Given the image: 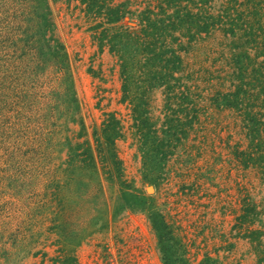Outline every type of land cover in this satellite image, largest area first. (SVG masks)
Returning <instances> with one entry per match:
<instances>
[{"label":"rangeland","instance_id":"374dc122","mask_svg":"<svg viewBox=\"0 0 264 264\" xmlns=\"http://www.w3.org/2000/svg\"><path fill=\"white\" fill-rule=\"evenodd\" d=\"M123 1L130 14L158 10L155 0H105ZM210 2L216 13L224 0ZM105 20L85 0H0V264H165L150 206L190 264H262L264 175L259 160L236 155L248 149L242 113L213 100L234 89L230 44L241 40L221 29L180 38L184 48L168 38L183 61L179 84L153 87L138 131L118 56L96 40ZM258 59L264 66V51ZM253 110L264 127V109ZM106 112L123 125L121 175L107 172V148L94 141ZM77 144L91 146L93 162L83 164Z\"/></svg>","mask_w":264,"mask_h":264},{"label":"trees","instance_id":"16d2710c","mask_svg":"<svg viewBox=\"0 0 264 264\" xmlns=\"http://www.w3.org/2000/svg\"><path fill=\"white\" fill-rule=\"evenodd\" d=\"M86 1L88 10L105 14L104 24L107 26L96 24L93 27L97 29L103 26L96 30V40L101 47L107 44L109 50L118 56L121 100L132 105L138 131L142 129L140 124L147 119L145 114L148 112L149 94L153 87L165 85V89L173 91L179 84L180 76H175L174 73L182 71L183 61L177 49L168 45V38L177 42L179 48H184L180 38L185 37L187 42H191L198 35L221 29L226 35L241 40H233L230 44L234 89L218 93L213 100L218 107H231L242 113V126L246 129L245 135L249 142L248 149L236 150V155L243 160L244 165L255 164L257 160L261 164L263 161L259 166L264 175L263 114L259 110H253L256 103L260 109H264V66L258 59L264 51V9L260 8L264 5V0H224L216 13L210 11L211 0H155L158 10L149 4L136 15L124 9L125 1L115 5H109L105 0ZM189 5L197 11H193ZM171 7H174L172 12L168 11ZM125 17L136 19L131 28L122 23ZM176 31L179 33L175 34ZM249 49H253L254 53L251 54ZM179 98L182 101L190 99L183 91ZM104 114L101 131L94 132V141L99 151L107 148V155L104 153L102 159L106 163L104 166L108 167L107 172L111 175L115 171L121 175L116 140L124 135L123 125L115 113ZM90 148L91 146H87L80 151L81 144L73 147L76 156L82 157L81 161L85 165L93 162ZM169 153L166 151L163 158ZM124 196L132 198V208L145 209L146 202L134 194L125 191ZM148 217L157 233L165 264H190L184 255L180 239L165 220L164 214L150 206ZM241 217L245 219L246 215H240L239 218ZM249 236L252 241L259 242L256 231H252ZM70 259L73 260L71 257ZM213 262L208 257L199 264ZM258 262L264 264V246Z\"/></svg>","mask_w":264,"mask_h":264}]
</instances>
